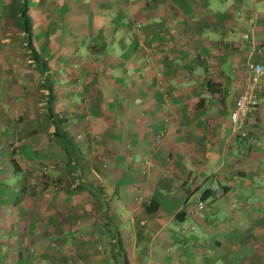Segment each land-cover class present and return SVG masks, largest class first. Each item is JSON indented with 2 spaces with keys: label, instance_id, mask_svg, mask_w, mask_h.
<instances>
[{
  "label": "crops",
  "instance_id": "0c3cea01",
  "mask_svg": "<svg viewBox=\"0 0 264 264\" xmlns=\"http://www.w3.org/2000/svg\"><path fill=\"white\" fill-rule=\"evenodd\" d=\"M9 3L0 264H264V74L248 139L230 122L264 70V0H27L30 50Z\"/></svg>",
  "mask_w": 264,
  "mask_h": 264
},
{
  "label": "built area",
  "instance_id": "2783aa9c",
  "mask_svg": "<svg viewBox=\"0 0 264 264\" xmlns=\"http://www.w3.org/2000/svg\"><path fill=\"white\" fill-rule=\"evenodd\" d=\"M248 39V36H244ZM245 71L251 76V81L247 88L238 96L234 109L230 115V122L233 132L237 138L245 141L248 139V132L246 130V121L253 109L258 106V89L255 86L256 79L264 74L263 67L258 64H248ZM251 144L255 145V142ZM10 152H15V147L9 149ZM223 196V190L217 183H213L210 188V196L208 201L199 199L194 208L190 212V217L193 220L200 219L208 210L211 203L217 202ZM190 230H193L191 228Z\"/></svg>",
  "mask_w": 264,
  "mask_h": 264
},
{
  "label": "trees",
  "instance_id": "16d2710c",
  "mask_svg": "<svg viewBox=\"0 0 264 264\" xmlns=\"http://www.w3.org/2000/svg\"><path fill=\"white\" fill-rule=\"evenodd\" d=\"M8 8V19L10 21V24H12L14 27H18L21 30L20 32L24 33L23 42L25 43V48L27 50H30L31 26L30 19L27 15V0H10ZM29 54H31L30 57L34 60L38 59V56L34 52H30ZM48 117L52 118L50 115ZM60 123H62L60 119L57 120L55 123L56 125L54 136L56 137V140L58 141L59 145L64 150V152L68 153L72 157L74 154L73 147L71 145V142L68 140L67 134L58 129ZM207 194L209 195V192H205L201 200L206 201L205 197L207 196Z\"/></svg>",
  "mask_w": 264,
  "mask_h": 264
},
{
  "label": "rangeland",
  "instance_id": "374dc122",
  "mask_svg": "<svg viewBox=\"0 0 264 264\" xmlns=\"http://www.w3.org/2000/svg\"><path fill=\"white\" fill-rule=\"evenodd\" d=\"M40 126V125H39ZM43 163H40V162H38V166L40 167V165H42ZM41 168V167H40ZM40 168H39V172H40ZM49 179V178H48ZM16 181L17 180H15L14 178H12V179H10L9 181H7L5 184L7 185V186H14L15 185V183H16ZM48 181V182H47ZM46 182L47 183H49V181L50 180H47ZM45 182V183H46ZM54 185H56L57 186V184L54 182Z\"/></svg>",
  "mask_w": 264,
  "mask_h": 264
},
{
  "label": "clouds",
  "instance_id": "9594fccd",
  "mask_svg": "<svg viewBox=\"0 0 264 264\" xmlns=\"http://www.w3.org/2000/svg\"><path fill=\"white\" fill-rule=\"evenodd\" d=\"M210 196V195H209Z\"/></svg>",
  "mask_w": 264,
  "mask_h": 264
}]
</instances>
